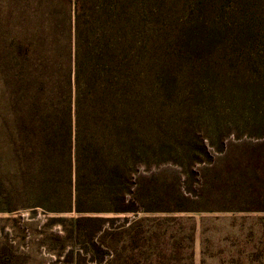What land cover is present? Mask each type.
<instances>
[{
  "label": "rangeland",
  "instance_id": "rangeland-1",
  "mask_svg": "<svg viewBox=\"0 0 264 264\" xmlns=\"http://www.w3.org/2000/svg\"><path fill=\"white\" fill-rule=\"evenodd\" d=\"M135 6L138 210L88 250L75 213L0 212V264H264V0Z\"/></svg>",
  "mask_w": 264,
  "mask_h": 264
},
{
  "label": "trees",
  "instance_id": "trees-1",
  "mask_svg": "<svg viewBox=\"0 0 264 264\" xmlns=\"http://www.w3.org/2000/svg\"><path fill=\"white\" fill-rule=\"evenodd\" d=\"M135 1L0 0V212L75 213L81 250L138 210Z\"/></svg>",
  "mask_w": 264,
  "mask_h": 264
}]
</instances>
